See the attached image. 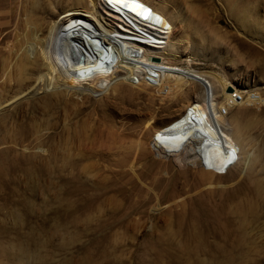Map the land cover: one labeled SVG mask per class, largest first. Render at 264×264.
<instances>
[{"label": "rangeland", "instance_id": "1", "mask_svg": "<svg viewBox=\"0 0 264 264\" xmlns=\"http://www.w3.org/2000/svg\"><path fill=\"white\" fill-rule=\"evenodd\" d=\"M0 264H264V0H0Z\"/></svg>", "mask_w": 264, "mask_h": 264}, {"label": "bare ground", "instance_id": "2", "mask_svg": "<svg viewBox=\"0 0 264 264\" xmlns=\"http://www.w3.org/2000/svg\"><path fill=\"white\" fill-rule=\"evenodd\" d=\"M184 74H185V71H183V70H179V71H177V72L168 71V72H167V77H168V78H172V79L174 80V84H175V86H179V88H180V85H181V83H182V80H183V76H184ZM232 91H233V88H232ZM238 91H242V92H244V93H247V90H238ZM245 91H246V92H245ZM230 92H231V91H230ZM234 92H236V91H234ZM231 96H232V95H231ZM231 96H230L228 99H230ZM248 96L250 97V95L247 94V96L245 97V99L242 100V101H236V102H233V103H229V101H228V103H229L230 105H235L236 103L247 101V99H249ZM240 172H241V171H240Z\"/></svg>", "mask_w": 264, "mask_h": 264}, {"label": "built area", "instance_id": "3", "mask_svg": "<svg viewBox=\"0 0 264 264\" xmlns=\"http://www.w3.org/2000/svg\"><path fill=\"white\" fill-rule=\"evenodd\" d=\"M247 94L250 95V99L251 100H256L257 99V95L259 96V94L257 92L254 91H248L247 93H244L242 91H236L232 93V96L230 99H228L229 103H233L236 101H242L245 99V97L247 96ZM222 111L224 112V109H222Z\"/></svg>", "mask_w": 264, "mask_h": 264}, {"label": "water", "instance_id": "4", "mask_svg": "<svg viewBox=\"0 0 264 264\" xmlns=\"http://www.w3.org/2000/svg\"><path fill=\"white\" fill-rule=\"evenodd\" d=\"M227 90H228V91H232V87H228Z\"/></svg>", "mask_w": 264, "mask_h": 264}]
</instances>
